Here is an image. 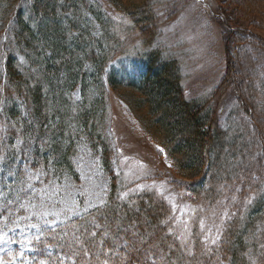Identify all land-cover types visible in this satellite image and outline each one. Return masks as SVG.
<instances>
[{
	"label": "trees",
	"instance_id": "trees-1",
	"mask_svg": "<svg viewBox=\"0 0 264 264\" xmlns=\"http://www.w3.org/2000/svg\"><path fill=\"white\" fill-rule=\"evenodd\" d=\"M155 1L0 0V170L13 167L16 179L25 165L74 175L73 159L84 144L109 176L105 207L41 235L37 243L51 247L50 260L63 256L73 264L65 236L56 233L69 235L95 220L97 241L109 223L119 222V236L135 242V249L120 250V264L129 257L148 264L143 253L150 246L142 241L153 233L162 241L155 239L151 251L167 255L159 264H264V85L256 89L251 77L242 92L246 101H238L237 85L219 69L215 84L188 97L178 60L163 58L155 45L165 18L156 16ZM132 59L142 65L133 77L124 66ZM109 92L134 130L166 153L170 199L168 188L157 189L149 178L124 184L113 171L105 133ZM232 99L236 106L225 118L238 120L222 128L219 110ZM169 217L173 229L186 223L188 249L167 235L161 222ZM106 239L115 241L112 232Z\"/></svg>",
	"mask_w": 264,
	"mask_h": 264
},
{
	"label": "rangeland",
	"instance_id": "rangeland-1",
	"mask_svg": "<svg viewBox=\"0 0 264 264\" xmlns=\"http://www.w3.org/2000/svg\"><path fill=\"white\" fill-rule=\"evenodd\" d=\"M155 2H158L154 9L156 16L161 19L165 15L160 29H157L159 36L155 45L164 49L163 58L173 57L178 60L181 82L188 97L199 96L215 84L219 69H226L227 81L237 85L235 90L240 94L238 101H246L242 92L252 78L256 89H259L260 84L264 85V0ZM113 13L114 20L123 24L121 15ZM168 14L170 18L167 20ZM124 66L132 77L142 70V65L134 59L124 63ZM225 83L221 82L222 85ZM73 94L77 96L78 90ZM109 103L110 116L105 125V133L113 151V171L124 184L149 178L157 189L168 188L163 191L170 199L173 192L166 182L173 172L166 153L134 130L113 92H109ZM235 106L236 102L232 99L229 106L225 103L224 108L219 110L222 128L234 127L232 121L236 122L238 117L231 120L225 117L228 107L230 110ZM251 119L254 120L253 116ZM2 161L3 157L0 164ZM12 168L3 173L0 170V235L12 241H0V262L40 264L43 260L47 264L46 254L33 257L37 248L43 249V243H37V229L29 225L38 223L43 227L39 233L41 237L46 230H54L94 209L90 202L99 203L101 199L105 202L107 199L109 176L103 171L98 157L84 144L73 159L74 175L56 176L50 168L25 165L18 174L19 179H16L12 175ZM157 175H162V181ZM181 193L184 194L183 191ZM42 201L56 203L55 208L46 211H59L68 206H74L76 211L65 212L58 217L48 216V225H44L42 220H25L24 217H30L36 211L31 205L39 206ZM13 220L18 222L19 227L13 226ZM64 233L68 235L65 229L56 234L62 236L61 240L65 236L66 240ZM30 239L32 244L28 243ZM44 249L50 252L51 247L45 246ZM21 252L23 256L19 255ZM62 257L58 262L51 259L49 263L71 264Z\"/></svg>",
	"mask_w": 264,
	"mask_h": 264
},
{
	"label": "snow or ice",
	"instance_id": "snow-or-ice-1",
	"mask_svg": "<svg viewBox=\"0 0 264 264\" xmlns=\"http://www.w3.org/2000/svg\"><path fill=\"white\" fill-rule=\"evenodd\" d=\"M160 151L163 152V149H160ZM169 167H171V165H169ZM90 206L96 208L97 211H100L102 207L106 206V202L101 199L99 203L90 202ZM31 207L33 209H36V211L33 212L32 216L24 217V219H37L38 221L42 220L44 225H48L49 223V221L46 219V217L48 216L58 217L59 215L65 212L76 211V208L74 206L62 208L59 211H46L45 209L55 208L56 203L48 204L44 201H42L39 206L31 205ZM172 220H175V217H169L168 220H164L161 222L162 224L168 227L167 235H175L176 238L181 241L180 246H183L184 248L188 249L191 241L186 239V237L188 236L186 223L179 224L175 229H173L172 224L169 222ZM199 223L201 230L204 231V221L201 220ZM12 224L14 227H19V224L16 220H13ZM29 226L31 228L37 229L35 239L39 241V233L43 231V227H41L38 223H31ZM113 226L115 227L116 231H112ZM100 228L101 225L97 224L95 220H93L90 222V226L85 225L75 228L72 233L68 235L65 241V247L68 248V252L66 253V255L69 258L75 257L73 264H93V261H95V264H111V262H113L114 255L116 257L114 264H120V250L127 249L129 247H132L133 249L136 248L135 242L125 241L119 236V222H115L114 225L112 223H109L107 227L104 228L103 235L101 236L99 241H97L96 230ZM208 231L210 232L211 230L209 229ZM109 232H112V235L115 237V241L106 239L108 237ZM133 235H136V233H133ZM152 237V240L142 241L143 244L150 246L148 248H145L144 250V260L147 261L148 264H159V262H162L167 259V255L163 250H160L159 253L151 251L152 248H158V245L154 243L155 239H161L162 241V238L157 237L155 233L152 234ZM217 238L211 239L210 242L215 245L217 243ZM208 239V237H205V242H207ZM0 241H4L6 243L12 242L11 240H5V237L3 235H0ZM117 242L119 243V248H117ZM28 243L32 244V240L30 239ZM33 247H35V245H33ZM170 248L171 245H169V249ZM105 249H107V251H105ZM40 254L44 255L45 252L41 251ZM19 255L23 256V252H21ZM157 255H159V261L157 260ZM133 261L135 262V264H140L139 258L129 257V264H132ZM0 264H2V262H0ZM40 264H44V261L41 260Z\"/></svg>",
	"mask_w": 264,
	"mask_h": 264
}]
</instances>
